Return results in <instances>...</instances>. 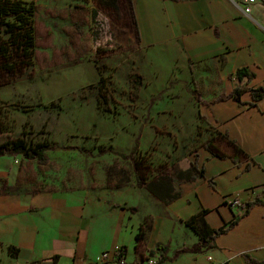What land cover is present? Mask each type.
Returning a JSON list of instances; mask_svg holds the SVG:
<instances>
[{
    "label": "crops",
    "instance_id": "1",
    "mask_svg": "<svg viewBox=\"0 0 264 264\" xmlns=\"http://www.w3.org/2000/svg\"><path fill=\"white\" fill-rule=\"evenodd\" d=\"M132 5L137 43L150 51L151 72L171 76L206 123L227 132L248 154L249 170L244 169L247 161L236 165L202 145L188 168L166 164L168 172L152 170L149 179L161 186L160 197L137 183L132 163L113 170L110 178L118 182L103 188L40 189L4 180L0 264H94L102 251L121 245L125 264H147L148 257L160 255L149 253L158 244L165 245L166 257L158 264H252L245 253L264 262L262 203L214 239L211 249L189 251L200 237L185 225L205 209L208 225L218 228L237 211L229 206L231 197L264 199V96L251 103L247 90L240 102L232 96L218 99L231 92L234 71L241 67L254 75L247 87L264 88V0H255L248 14L243 0H132ZM191 163L204 170L203 178L188 181L180 174ZM143 223L150 227L136 248L135 234ZM11 246L18 249L16 255Z\"/></svg>",
    "mask_w": 264,
    "mask_h": 264
},
{
    "label": "rangeland",
    "instance_id": "2",
    "mask_svg": "<svg viewBox=\"0 0 264 264\" xmlns=\"http://www.w3.org/2000/svg\"><path fill=\"white\" fill-rule=\"evenodd\" d=\"M34 1L36 69L0 87V143L21 136L55 148L45 151V165L1 154L0 185L111 186L113 170L131 165L135 144L154 165L188 168L212 126L171 76L151 72L127 0L123 21L93 0ZM100 74L107 98L98 96Z\"/></svg>",
    "mask_w": 264,
    "mask_h": 264
},
{
    "label": "trees",
    "instance_id": "3",
    "mask_svg": "<svg viewBox=\"0 0 264 264\" xmlns=\"http://www.w3.org/2000/svg\"><path fill=\"white\" fill-rule=\"evenodd\" d=\"M129 6V13L132 17V23L137 31V39H139L137 21L133 12L132 0L125 1ZM96 6H100L109 11L110 17L115 21H123L126 18L125 4L123 0H93ZM97 13L96 7L93 9L94 17ZM36 18H37V4L34 0H0V87L13 83L17 79L24 76H31L36 69V51H37V33H36ZM105 50H103L104 52ZM103 54V53H102ZM96 62L97 58H94ZM98 63V62H97ZM100 69V68H99ZM235 85L231 92L226 95L218 97L219 100L226 99L230 96L234 97L236 101H241V96L245 91H250L252 101L254 103L264 96V88L247 87V83L254 77L248 67H241L234 71ZM99 94L103 98L101 87L103 85L102 76L99 77ZM197 96V94H195ZM198 97V96H197ZM198 97V102H199ZM99 104L102 102L98 98ZM0 124V130H1ZM212 156L218 158H230L234 164L239 165L247 161L244 169L250 168L248 162V154L244 152L239 146L231 139L227 132H220L218 129L211 127L210 137L203 143L202 146ZM55 148L50 146L47 142H35L27 140L21 136L16 138H6L0 143V155L4 153H11L14 156H21L24 159L36 160L38 164L45 165L48 163V157L45 151ZM107 151V150H106ZM105 152V150H101ZM120 156L127 159L126 155ZM132 164L134 175L138 184L145 185L151 192L160 197L161 186H156L151 183L149 179L152 170L162 168V171L168 172L166 164L153 165L150 160V153L148 151H139L138 144L132 150ZM191 167L186 170H181L180 174L186 180H194L198 177H204V170L197 168L195 163L189 164ZM168 175V174H167ZM170 175V174H169ZM127 180V179H126ZM264 204L263 198L255 197L249 201H242L241 205L234 213L232 221L218 227L212 228L206 222L204 215L206 210H199L185 221V225L194 231L200 239L188 250L192 252L203 251L215 247L214 239L226 233L237 222L248 213L256 204ZM150 224L143 223L139 226L135 239L137 241L136 248L142 243L146 237ZM165 245L158 244L149 253L153 254L159 251L158 263L163 262L166 257L164 256ZM9 251L16 255L18 249L14 246L9 247ZM126 247L119 246L117 248L118 256L125 255ZM249 254L244 255L246 261L252 264H264V262L256 261L249 257Z\"/></svg>",
    "mask_w": 264,
    "mask_h": 264
},
{
    "label": "built area",
    "instance_id": "4",
    "mask_svg": "<svg viewBox=\"0 0 264 264\" xmlns=\"http://www.w3.org/2000/svg\"><path fill=\"white\" fill-rule=\"evenodd\" d=\"M243 1L245 3L244 8H243V12L248 14L250 12V9H251V4H253L255 2V0H243ZM228 203L232 209L237 210L239 208V206L241 205L242 200L240 198H237V197H233V198L231 197L229 199ZM111 259L117 260L118 264H125V256L124 255L118 256L117 249H115L113 251H109V250L108 251L107 250L102 251L95 258L94 264H102V263L107 262ZM157 262H158L157 254L147 258V264H157ZM73 264H77V263H73ZM83 264H86V263H83Z\"/></svg>",
    "mask_w": 264,
    "mask_h": 264
}]
</instances>
